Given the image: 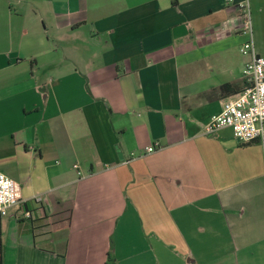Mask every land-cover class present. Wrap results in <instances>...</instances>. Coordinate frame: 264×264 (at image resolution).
<instances>
[{
    "label": "crops",
    "instance_id": "0c3cea01",
    "mask_svg": "<svg viewBox=\"0 0 264 264\" xmlns=\"http://www.w3.org/2000/svg\"><path fill=\"white\" fill-rule=\"evenodd\" d=\"M239 1L0 0V264H264L263 148L203 131L246 84Z\"/></svg>",
    "mask_w": 264,
    "mask_h": 264
},
{
    "label": "built area",
    "instance_id": "2783aa9c",
    "mask_svg": "<svg viewBox=\"0 0 264 264\" xmlns=\"http://www.w3.org/2000/svg\"><path fill=\"white\" fill-rule=\"evenodd\" d=\"M249 1L240 0L236 3L237 33L245 38L240 52L249 57L242 71L247 87L234 98L224 101L220 112L210 117L203 131L205 135H211L219 129L228 128L239 142L261 144L264 155V57L255 52ZM159 148L160 145L154 143L145 147L144 152L150 154ZM33 201L37 205L43 202L39 197ZM23 203L19 185L0 173V217H6L11 209ZM25 217L30 218V213L25 212Z\"/></svg>",
    "mask_w": 264,
    "mask_h": 264
},
{
    "label": "trees",
    "instance_id": "16d2710c",
    "mask_svg": "<svg viewBox=\"0 0 264 264\" xmlns=\"http://www.w3.org/2000/svg\"><path fill=\"white\" fill-rule=\"evenodd\" d=\"M246 87H247V83L244 85V87L239 92H242ZM223 88H224V86H223Z\"/></svg>",
    "mask_w": 264,
    "mask_h": 264
}]
</instances>
